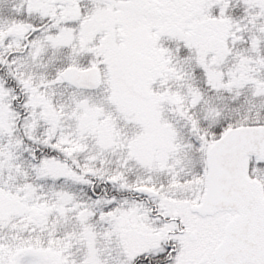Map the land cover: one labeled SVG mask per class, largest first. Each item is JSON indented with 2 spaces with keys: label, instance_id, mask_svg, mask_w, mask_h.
<instances>
[{
  "label": "snow or ice",
  "instance_id": "obj_1",
  "mask_svg": "<svg viewBox=\"0 0 264 264\" xmlns=\"http://www.w3.org/2000/svg\"><path fill=\"white\" fill-rule=\"evenodd\" d=\"M0 264H264V0H0Z\"/></svg>",
  "mask_w": 264,
  "mask_h": 264
}]
</instances>
